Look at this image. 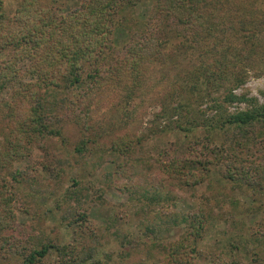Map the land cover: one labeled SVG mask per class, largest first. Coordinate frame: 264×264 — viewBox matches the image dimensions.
<instances>
[{
    "label": "trees",
    "instance_id": "trees-1",
    "mask_svg": "<svg viewBox=\"0 0 264 264\" xmlns=\"http://www.w3.org/2000/svg\"><path fill=\"white\" fill-rule=\"evenodd\" d=\"M43 1L22 0L10 17L0 0V52L6 51L5 58L0 60V93H8L13 87L0 109V261L11 260L7 252L2 251H6L5 243L10 241L9 232L14 228V206L21 199L19 192H24V187L35 190L27 192L26 197L30 199L22 207L27 213H31L33 203L48 200L47 190L40 188L36 177L41 175L36 174L35 169L31 173L29 167H18L14 163L28 158L32 154L30 148L38 147L46 156L50 154V164L42 162L41 172L45 178L51 175L58 184H64V177L71 175L72 184L61 186L57 194L59 206L69 205L58 221L75 236L73 243L49 238L20 253L15 250V263L110 264L112 252L105 255L101 251L104 243L100 240L104 236L102 232L109 228L95 225L84 207L89 202L95 203L97 197L102 198V190L87 185L86 176L95 177L107 161L117 165L125 161L131 169L136 167L139 161L132 158L136 146L143 149L148 136L138 137L135 143L128 136H117L110 143L101 142V135L93 131L95 117L91 101L106 93L114 79L121 80L117 87L125 94L124 98L134 97L143 87L144 76L155 62L153 59H163L162 50L174 41L176 44L170 47L185 49L183 60H189L188 56L194 60L187 61V66L188 63L196 66L195 61L200 64L195 68L192 83L183 87L189 86L187 90L192 95L194 91L200 96L209 95L215 87L223 86L225 79H230L226 76L229 63L239 62L257 51L258 48H252L256 37L253 31L238 34L236 30L234 34L240 38L232 48H193L188 40L196 39L197 44L211 37L218 28L216 16L230 9L227 2L220 4L219 0H155L151 17L135 23V27L121 12L134 7L137 0H81V7L64 14L59 13L55 0H50V6ZM236 14L233 7L228 19L234 21ZM124 23L131 25L126 26L127 37L115 39L116 28ZM22 61L30 63L29 73L32 72L33 77L30 83L17 78V65ZM173 61L181 63L178 57ZM209 64L217 65L218 70H211ZM187 68L183 73L189 78L194 72ZM224 76L225 79L221 78ZM23 94L26 99L21 97ZM221 99L230 102L240 98L229 90ZM214 103L219 114L211 121L207 117L202 120V112L188 114L186 103L170 108L183 117L174 121L175 116H169L172 118L166 124L149 135L164 136L173 132L175 143L164 146L163 162L157 167L150 163L149 169H156L162 173V178L175 181L179 187H195L209 179L213 165H221L220 179L230 182L233 191L249 194L252 203L239 212L238 200L231 201L234 208L224 209L220 197V201L214 198L219 202L216 206L210 204L209 196H203L204 199L192 196L196 201L189 198L186 206L178 208L181 202L177 195L168 188L164 192V186L155 185L153 180L136 186L125 185L128 199L121 206L132 201V205L147 203L150 208L146 211L149 216L145 223L146 234L156 238L162 231L181 230L177 239L169 243H157L150 236L148 243L153 239L152 247L163 255L162 264H264V162L257 161L259 154H264V130H261L264 129V104L257 102L250 109L228 112L216 99ZM23 105L27 106L26 110L22 109ZM164 111L167 108L160 109L159 118L164 117ZM6 123L9 127L13 123V127L5 130ZM71 125L79 133L75 142L69 134ZM257 125L258 134L248 131ZM200 129L202 135L196 132ZM59 141L69 144L70 151L68 155L62 153L54 165L52 152ZM54 208L57 206L49 208L48 212L51 214ZM253 214L260 218L248 224ZM121 217L117 215L112 224L123 223ZM221 224L226 225V229L221 230ZM116 231L113 236L122 234ZM122 236L120 253L124 254L117 264L129 261L158 264V261L147 263L143 257L134 260L133 250L134 253L139 250L143 242L133 244L129 234ZM90 239L94 243L87 252L81 253L82 242ZM150 249L151 246L147 248L149 253Z\"/></svg>",
    "mask_w": 264,
    "mask_h": 264
},
{
    "label": "rangeland",
    "instance_id": "rangeland-1",
    "mask_svg": "<svg viewBox=\"0 0 264 264\" xmlns=\"http://www.w3.org/2000/svg\"><path fill=\"white\" fill-rule=\"evenodd\" d=\"M1 1L3 2L6 14L10 17L14 15L16 9L22 2V0ZM219 1H221L220 4L227 2V6H229L230 9L226 10L227 12H222L218 16L215 15L219 21L218 28H215V32L211 37L200 41L201 44L200 42L196 44V39L190 38L188 41L191 46L193 45V48H232L233 45L237 44L235 41H238L240 38H236L237 35L234 34L237 33L236 30H239L238 34L248 30L249 32L253 31L256 37L252 48H258L257 51L246 59L239 62H228L230 65L226 76L230 79H225V76L221 77L225 79L222 83V85L225 83L223 86L218 88L215 87L214 91L209 95L201 96L197 91H194V95H192L191 91L187 90L189 86L183 87V84L192 83L196 76L195 68L198 69L200 64L197 65V62L195 61L194 64L196 66L193 67V64L191 63H188L187 66V61L193 62L194 60L191 61L190 56H188L189 60H183L185 49L180 47H170V45L174 46L176 44V41H174V44L168 43V48L164 47L165 49L162 50L163 59H159V57L153 59L155 62L147 70L146 76H144L143 87L139 88L134 97H130L129 99L124 98L123 96L125 94L123 92L120 93L117 87L118 82L121 80L114 79L109 85L107 92L97 96L90 103L93 117H95L93 131L101 135V142L110 143L112 139L117 136H128L130 139H133L135 143L138 137L142 135L148 136L143 149L136 146V152L132 157L134 160L139 161L138 163L137 161L134 162L137 163L136 167L131 169L125 164V161L120 165H117L116 163L112 164L106 159L107 162L104 163V167L97 171L98 174L95 177L92 178L90 175L86 176L88 179L85 180L87 181V185L102 190L100 193L102 198L97 197L95 203L89 202L88 205L84 204V207H87V210H89V217L93 219L95 225L109 228L107 231L102 232L104 236L100 240L104 243V245H101V251H104L105 255L107 252H112V261L110 264H117L119 257L124 254L123 252L120 253L123 250L121 247V241L124 238L122 234H124V236L129 234V239H131L130 242L132 243L134 241L133 244L138 243L141 240L143 242V246L138 248L139 250L136 249L137 251L135 253L133 250L134 260L143 257L148 261L147 263L158 261V264H162L163 260H160V258L163 255L159 252L158 248L152 247V240L154 239L157 243H169L176 240L181 233V230L177 228L172 230V232L162 231L161 233H157L158 235L156 234V238L155 235L146 234L145 223L149 220L146 211L150 210V208L147 207V203H142L141 205L136 202L132 205L133 202L131 201L126 203L124 207L121 206V204L128 199V191L124 187L127 184L136 186V184L144 182L149 183L153 180L155 181V185L164 186L162 189L164 192H166L168 188L177 195L181 202L178 208L186 206L190 199L196 201L192 196H194V198L197 197L198 199L203 198V196H209L208 198H211L210 204L216 206L219 202L214 198L218 199V197H220L221 201L218 200L224 209L234 208V203L231 201L238 200L237 211L239 212H242V209H244L246 205L252 203L249 194L245 195V193L233 191L230 182L220 179V174H222L223 171V166L221 165H213L209 179H205V181L195 187H179L176 185L175 181L162 178L161 172H156V169H149L150 163L157 167L159 166L158 164L163 162L162 151L164 146L167 147L171 142L175 143L176 136L173 132H167L164 136L153 137V135H149L151 131L166 124V121L172 118L169 116H175L174 121L178 117H183V115L180 114V116H178L175 111H171V107L186 103L185 110L187 109L190 111L188 114L191 112L194 114L195 111L198 113L202 112L201 119L204 120L203 118L207 117L211 121L213 120V117L219 114L214 105L215 99L222 103L227 108L228 112L250 109L257 102L264 104V0ZM154 2L155 0H137L134 7L128 8L121 13L123 16L127 15L133 26L135 23L146 21L151 17ZM42 3L50 6V0H44ZM54 3L58 8L59 13L64 14L67 12H73L81 7L82 1L55 0ZM231 6L237 10V17L234 21L228 19L230 10H233V7L231 8ZM124 24L125 25L122 27L120 26L116 28L115 39H124L127 37L126 26L131 27V25L129 23ZM230 26H234V29ZM241 42L242 40L239 41L240 44H242ZM237 46L240 45L238 44ZM5 56L6 51H1L0 60H3ZM177 57L181 63L173 61ZM13 61L14 60L11 61V64ZM29 64L28 61H22L17 65V78H24L26 82L30 83L33 77L31 74L32 72L29 73ZM209 66L211 67V70H218L216 67L217 65L209 64ZM185 67H188L187 69L191 68L192 72H194L189 78L186 77L185 72L183 73ZM217 80H219V78H217ZM122 83L125 84V79ZM177 84L184 89H179ZM15 88H18L17 83ZM12 89L13 87L8 89V93L1 91L0 109L2 108L1 103L9 98V92L11 93V91H13ZM229 90L240 99L230 102L221 99L222 97L225 98ZM21 97L26 99L25 94ZM189 97L190 100L192 98V101L189 100ZM25 105H23L22 109L26 110L27 106ZM163 107L167 108V111H164V117L159 118L158 115L160 109ZM11 126L13 127V123ZM11 126L9 127L6 123L5 130L12 128ZM259 128V125H257L253 128H248V131L254 130L253 133L258 134L260 131ZM69 129V134L72 139L71 141H77L79 139V133L76 131L77 128L75 129L72 126L69 127ZM196 132L199 135L203 134L201 129ZM262 133H264V131H262ZM128 137L126 138L129 139ZM1 141H3V139H1ZM69 151V144L61 141L56 143L55 149L52 152L54 165L57 162V159L61 158L62 153L68 155ZM29 152H32V154L28 156V158H24L23 161L20 162L15 161L14 163L18 167H29L28 169L31 173L32 170L35 169V173L41 175H36V177L40 181V188L47 190L45 195L48 200H41L33 203V206L30 208L31 213H27L25 209L22 208L30 199L29 197H26L27 192L29 190L34 192L35 190L32 187H24L25 191L19 192L21 199L17 202V206H14L16 214L14 228L13 231L9 232V236H11L10 241L5 243V247L7 246L6 251H4L5 249L2 251V253L7 252L6 255L11 257V260L6 262L0 261L1 264H17L15 263L17 258L13 257V252L19 250L20 253L23 249L26 250L25 248H29L30 246L33 247L34 244L42 242L40 240L55 238L60 239L61 242L73 243V237L75 236V233L72 232L71 229H68L64 225L62 226L58 221L59 217H61L64 212L68 211L69 205H65L66 207L62 205L59 206L57 204V198L59 195L57 194L61 188H63L61 186L68 187L72 184L70 178L71 175L68 174L64 177L66 178L64 184H58V180L51 178V175H49L48 178H45L44 174L41 172L43 170L42 162L43 165L45 162L50 164V154L46 156L45 152L38 147L30 148ZM260 156H262L261 159ZM257 161H260V163L264 162V154H259V159H257ZM33 185H35L34 182ZM51 191L55 192V194ZM222 195H226V198L223 199ZM194 201L192 202L194 203ZM207 205H209L208 201ZM53 206H57V208H54V210L51 209L54 213L52 212L50 214L48 209ZM117 215L122 216L121 220L123 223L118 222V224H112L113 219L116 218ZM257 218L259 220L260 215H250L248 218V224H253ZM63 223L65 222L63 221ZM220 227L221 230L226 229V225L224 224H221ZM115 229L117 230L116 232H121L122 234L113 236ZM150 236L153 239L149 244ZM227 237L228 234L226 235V238ZM82 243L83 245L79 249L81 253L87 252V249L94 243V241L90 239ZM85 245H87V247ZM127 245L128 242L125 243L124 246ZM149 245L151 246L150 253L149 250H147V248H150ZM127 264L133 263L129 261Z\"/></svg>",
    "mask_w": 264,
    "mask_h": 264
}]
</instances>
